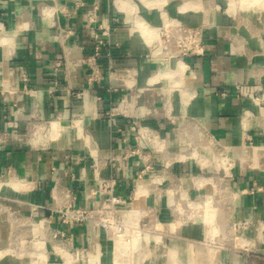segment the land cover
Segmentation results:
<instances>
[{
  "label": "crops",
  "instance_id": "0c3cea01",
  "mask_svg": "<svg viewBox=\"0 0 264 264\" xmlns=\"http://www.w3.org/2000/svg\"><path fill=\"white\" fill-rule=\"evenodd\" d=\"M167 2L0 0V173L12 170L29 181L32 199L46 216L55 200L61 204L68 194L82 208L93 207L97 200L82 192L98 171L102 178L114 177V194L125 197L142 163L124 153L136 144L151 149L155 139L149 133L162 135L159 147H176L170 139L173 120L166 117L157 88L160 68L145 56L152 33L138 27L160 26L174 12L173 6L164 7ZM176 6V13L186 11L185 4ZM180 17L200 23L192 14ZM63 28L71 35L60 34ZM226 36L225 29L207 27L202 53L177 63L176 70L191 95L188 115L195 123L189 124L241 153L247 145L243 135L262 139L264 120L255 113L248 122L243 117L253 108L236 95L235 86L246 81L247 60ZM95 48L100 78L88 82ZM153 161L162 165L167 152L160 150ZM228 183L237 220L259 229L250 230L255 253L240 262L264 264V169L236 167Z\"/></svg>",
  "mask_w": 264,
  "mask_h": 264
},
{
  "label": "rangeland",
  "instance_id": "374dc122",
  "mask_svg": "<svg viewBox=\"0 0 264 264\" xmlns=\"http://www.w3.org/2000/svg\"><path fill=\"white\" fill-rule=\"evenodd\" d=\"M184 4L186 11L176 13L174 6ZM164 7L170 12L160 26L138 27L152 33L145 56L160 68L157 88L173 120L176 147H159L162 135L149 133L155 139L151 149L136 144L124 153L142 163L125 197L114 194V177L98 171L82 192L97 200L93 207L82 208L68 194L61 204L55 200L47 216L33 201L29 181L12 170L0 173V264H241L255 253L250 230L259 229L237 220L228 179L236 167L264 169V134L261 140L243 135L247 145L234 153L189 124L195 123L188 115L191 95L176 66L202 53L207 27L225 29L247 60L246 81L235 86L253 108L243 117L248 122L255 113L264 120V0H168ZM186 13L200 23H187L180 17ZM160 150L168 154L162 165L153 161Z\"/></svg>",
  "mask_w": 264,
  "mask_h": 264
},
{
  "label": "built area",
  "instance_id": "2783aa9c",
  "mask_svg": "<svg viewBox=\"0 0 264 264\" xmlns=\"http://www.w3.org/2000/svg\"><path fill=\"white\" fill-rule=\"evenodd\" d=\"M71 33L72 31L68 28L60 29V34H63L64 37H66V35L68 36V34L71 35ZM98 56H99V49L95 48L94 54L88 59V65L90 68V73L87 77L88 82H92L100 78L98 67L95 64V60L97 59Z\"/></svg>",
  "mask_w": 264,
  "mask_h": 264
}]
</instances>
